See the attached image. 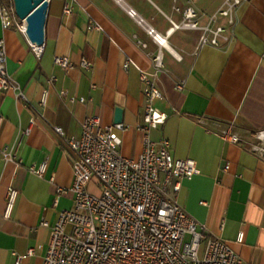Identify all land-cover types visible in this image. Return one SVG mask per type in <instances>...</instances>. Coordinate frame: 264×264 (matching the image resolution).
<instances>
[{
    "label": "crops",
    "instance_id": "obj_1",
    "mask_svg": "<svg viewBox=\"0 0 264 264\" xmlns=\"http://www.w3.org/2000/svg\"><path fill=\"white\" fill-rule=\"evenodd\" d=\"M66 2L69 14L65 1L49 0L38 56L25 35L3 30L0 23L7 70L23 94L0 91V264H15L17 256L22 257L18 264L43 263L50 232L42 223L53 224L60 210L72 206V194H57V189L71 185L74 154L67 139L81 136L86 117L96 115L102 125H110L120 109V122L127 127L119 132L120 152L128 158L141 154L144 135L136 125L143 109L142 73L162 92L156 107L168 114L151 137L168 139L175 158L194 159L200 170L181 180L176 201L246 264H264V154L256 148L264 145L258 142V132L264 130V0H245L236 11L230 41L219 47L199 46L197 30H177L164 46L155 43L149 27L165 35L167 16L181 19L172 0ZM192 4L206 16L221 0ZM178 5L184 8L187 1L178 0ZM128 9L137 17L129 16ZM159 49L164 68L154 76L152 58ZM57 56L67 57L72 67L56 65ZM82 60L91 68H83ZM229 128L239 136L238 143L223 138ZM4 148L16 158L5 162ZM45 159L42 176L29 171ZM9 186L18 196L5 218ZM29 249H34L32 255Z\"/></svg>",
    "mask_w": 264,
    "mask_h": 264
},
{
    "label": "built area",
    "instance_id": "obj_2",
    "mask_svg": "<svg viewBox=\"0 0 264 264\" xmlns=\"http://www.w3.org/2000/svg\"><path fill=\"white\" fill-rule=\"evenodd\" d=\"M61 1H65L64 12L71 13L70 4ZM172 1V8L181 19L176 21L167 16L170 27L165 35L151 27L147 29L158 46H164L167 37L177 30L199 31V46L219 47L229 42L236 11L245 2L221 0L219 8L205 16L195 9L192 0H186L184 8L178 5V0ZM127 13L132 18L137 17L132 9ZM202 16L206 17L205 23L200 22ZM221 19L224 23L220 22ZM137 21L139 24L143 22L140 18ZM0 23L3 30L14 29L25 35L24 22L17 16L13 0H0ZM31 47L37 56L40 55L42 46L31 44ZM6 60V43L1 37L0 91H17V96L23 97L20 86L7 70ZM152 60L156 76L164 68L161 49ZM54 62L64 69L72 67L67 57L57 56ZM127 65L128 62L124 64ZM81 66L91 68L86 60L81 61ZM141 80L143 109L136 129L143 133L144 140L143 150L137 158L124 157L120 152L122 139L119 132L127 127L123 123L102 125L96 115L83 120L82 134L78 139H67L74 154L72 182L67 188L59 187L57 194L71 193L72 206L60 210L53 224L42 223L50 232L42 264H246L225 241L209 236L176 201L181 180L191 179L200 170L194 159L175 158L168 139L151 137V131L163 125L168 114L156 107V101L163 95L155 82L145 73L141 74ZM176 88L183 90L184 85L178 84ZM45 96L46 93L42 104ZM2 120L0 114V126ZM33 123L34 119H31L30 124ZM54 130L64 135L61 127L55 126ZM29 132L30 128L22 134ZM258 137L264 140V130L258 132ZM223 138L232 143L240 141L230 128L223 132ZM256 148L264 154V145ZM2 154L5 162L16 158L8 148L2 149ZM46 163L47 159L39 165H30L28 169L42 176ZM93 180L96 192L88 188ZM17 196L18 191L9 186L5 218L10 216ZM242 238L240 233L238 241ZM33 253L34 249H29L27 254ZM21 259L17 256L15 264Z\"/></svg>",
    "mask_w": 264,
    "mask_h": 264
},
{
    "label": "water",
    "instance_id": "obj_3",
    "mask_svg": "<svg viewBox=\"0 0 264 264\" xmlns=\"http://www.w3.org/2000/svg\"><path fill=\"white\" fill-rule=\"evenodd\" d=\"M17 16L23 20L25 36L36 46H43L45 39V23L49 0H13ZM115 123H121V111L116 110Z\"/></svg>",
    "mask_w": 264,
    "mask_h": 264
},
{
    "label": "rangeland",
    "instance_id": "obj_4",
    "mask_svg": "<svg viewBox=\"0 0 264 264\" xmlns=\"http://www.w3.org/2000/svg\"><path fill=\"white\" fill-rule=\"evenodd\" d=\"M258 142H259V145L264 144V140L259 139ZM95 184H96V182L94 180L92 183H90V185L88 187L90 189V191L96 192ZM200 256H202V252H200Z\"/></svg>",
    "mask_w": 264,
    "mask_h": 264
}]
</instances>
